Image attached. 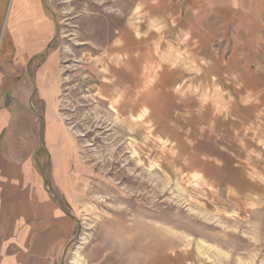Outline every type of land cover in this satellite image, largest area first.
<instances>
[{"label":"crops","instance_id":"crops-1","mask_svg":"<svg viewBox=\"0 0 264 264\" xmlns=\"http://www.w3.org/2000/svg\"><path fill=\"white\" fill-rule=\"evenodd\" d=\"M128 18L97 56L102 98L131 95L198 189L235 212L264 205V0H134ZM54 24L44 0H0V264L77 250ZM162 256L146 264H196Z\"/></svg>","mask_w":264,"mask_h":264},{"label":"rangeland","instance_id":"rangeland-1","mask_svg":"<svg viewBox=\"0 0 264 264\" xmlns=\"http://www.w3.org/2000/svg\"><path fill=\"white\" fill-rule=\"evenodd\" d=\"M44 2L55 23L48 50L59 71L56 110L77 144L69 196L77 250L63 264H146L170 252L196 264H264V205L235 212L198 189L131 95L102 98L97 56L134 0Z\"/></svg>","mask_w":264,"mask_h":264},{"label":"bare ground","instance_id":"bare-ground-1","mask_svg":"<svg viewBox=\"0 0 264 264\" xmlns=\"http://www.w3.org/2000/svg\"><path fill=\"white\" fill-rule=\"evenodd\" d=\"M72 262H73V263H81V262H82V260H81V258H80V257H78V256H75V257L73 258Z\"/></svg>","mask_w":264,"mask_h":264}]
</instances>
